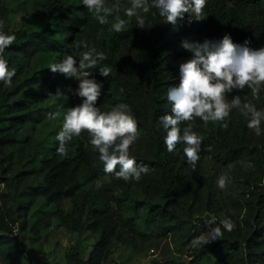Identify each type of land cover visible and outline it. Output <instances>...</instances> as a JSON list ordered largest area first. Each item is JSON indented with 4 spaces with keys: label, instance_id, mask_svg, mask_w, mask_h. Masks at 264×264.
<instances>
[{
    "label": "trees",
    "instance_id": "1",
    "mask_svg": "<svg viewBox=\"0 0 264 264\" xmlns=\"http://www.w3.org/2000/svg\"><path fill=\"white\" fill-rule=\"evenodd\" d=\"M120 6V15L127 19L123 9L131 6L130 0H120ZM114 15L102 25L82 0H0L3 31L16 36L3 54L16 75L11 87L0 83V264H18L24 254L21 236H30L32 242L47 240L54 229L75 232L78 238L62 260L29 248V264H104L115 245L136 247L141 238L153 239L164 251H191L188 264H264V122L259 136L236 109L224 122L205 126L197 118L190 125L182 123L181 134L190 126L202 140L194 170L183 144L168 152L160 123L161 116L171 114L167 92L180 82L179 66L192 58L181 41H219L227 34L235 43L247 40L253 49L264 47V0H208L202 20L193 16L190 22L185 14L175 26L152 8L144 15V28H138L133 17L120 33L110 30ZM18 16L22 18L17 26ZM80 40L105 53L107 59L98 67L111 68L109 77L101 76L99 68L88 70L90 78L103 85L97 107L105 112L127 104L137 122L138 138L130 154L138 166L149 168L138 182L106 174L86 132L68 142L67 156L58 155L56 136L43 128L31 132L46 102L51 101L45 109L60 113L62 124L73 107L77 80L48 67L66 54L84 51L75 46ZM58 92L63 95L57 97ZM236 95L264 110V86L259 99L247 88L234 90L227 99ZM209 161L248 164L242 171L248 191L238 214L218 201L216 175L207 171ZM97 182L102 187L97 188ZM212 216L217 223L231 219L234 229H222L221 240L193 249L192 240L215 227L206 223ZM91 238L85 253L84 243Z\"/></svg>",
    "mask_w": 264,
    "mask_h": 264
},
{
    "label": "clouds",
    "instance_id": "2",
    "mask_svg": "<svg viewBox=\"0 0 264 264\" xmlns=\"http://www.w3.org/2000/svg\"><path fill=\"white\" fill-rule=\"evenodd\" d=\"M207 2L208 0H130L131 6L123 9L124 17H127L125 19L120 15V0L112 4L106 3V0H82L88 12L102 25L107 24L108 18L115 13L110 30L116 33L123 31L133 17L137 27L144 28V15L152 8L158 10L165 23L174 26L184 19L185 14L189 15L190 22L193 16L195 20H202ZM4 25L5 21L0 19V83L11 87L16 72L15 69L9 70L3 54L14 44L16 36L6 34L3 31ZM249 44L250 41L247 40L243 44L235 43L227 34L219 41L205 40L201 43L185 40L182 43V47L192 53V58L179 66L180 82L167 92L168 101L172 105L171 114L161 116L160 123L167 133L164 143L168 152H174L178 144H183L184 156L193 170L200 159L202 140L190 126L185 127L181 134L182 123L190 125L197 118L205 126L210 122H224L230 117L232 110L236 109L247 119V127L257 136L261 135L264 110H258L252 103L242 102L239 95L230 101L226 98L234 90L243 91L247 88L253 98L259 99L260 89L264 86V47L253 49ZM75 46L85 50L78 56L66 54L62 61L48 67L53 73L78 80L79 87L75 94L83 100L75 107L68 108L63 115L62 129L56 136L59 141L57 153L67 156L68 142L86 132L88 142L99 153L106 174H114L118 180L138 182L142 174L149 172V168L146 165L138 166L130 154V148L138 138L137 122L127 104L116 105L105 112L97 107L103 85L90 78L92 73L88 71L99 68L101 76L109 77L110 67H98L107 57L104 52L89 47L86 40L75 42ZM62 95L63 93L58 92L56 96ZM59 115L60 113H49L48 119H56ZM222 126L228 128L227 123H222ZM226 185L227 177L219 176L217 186L224 189ZM96 186L102 187L99 182ZM206 223L215 227L195 237L192 240L194 246H205L221 240L222 229L228 232L234 229V223L229 218H223L217 223V218L212 216Z\"/></svg>",
    "mask_w": 264,
    "mask_h": 264
},
{
    "label": "rangeland",
    "instance_id": "3",
    "mask_svg": "<svg viewBox=\"0 0 264 264\" xmlns=\"http://www.w3.org/2000/svg\"><path fill=\"white\" fill-rule=\"evenodd\" d=\"M22 17H16L17 26L20 24V20ZM189 41L190 39H185ZM184 40V41H185ZM184 41H181L182 44ZM79 87V81L77 80V89ZM250 90V89H249ZM227 98V97H226ZM72 106L83 102L82 98L74 93L72 96ZM51 101L43 104L42 109V119L40 122H37L36 126L31 130V132L39 133V131L43 128L45 132H47L51 136H57V134L62 129V121L59 116L56 119L50 120L48 119L49 113H54L53 111H47L45 108H49ZM43 123V126L42 124ZM207 171L209 173L215 174L218 180V177L221 175H225L227 177V185L224 189H220L217 186V194L218 201L225 209H229L234 214H238L240 207L239 203L243 201L245 194H247L248 187L245 183V177L243 175V170H247L248 164L242 162L240 164H244L243 167H239L236 163H230L228 165H218L213 164L212 162H207ZM1 189H4L3 186ZM70 202L67 201L66 209H70ZM187 205H183L186 207ZM187 208V207H186ZM185 208V209H186ZM142 229H145L143 226ZM151 228H147L149 232ZM207 229L205 233L209 232ZM85 234L81 237L84 238ZM48 239H42L35 242L31 241L30 236L27 238H20V250L23 251V255L19 258L18 264H29L28 259L25 257L26 251L35 247L41 251V253L48 257L51 260H62L65 252L69 249L72 243H74L78 236L75 232L62 230V229H54L51 230L48 235ZM93 239H89L84 243V252L87 253L90 243ZM173 248V243L171 244ZM205 246L193 245V249H203ZM193 259L191 256V251L186 250L182 254H178L175 251L169 252L168 250L163 249V246L160 245L157 247L154 244V240L141 238L136 247H125L121 244H117L114 247L112 254L104 261V264H171L169 260H174V264H188V262Z\"/></svg>",
    "mask_w": 264,
    "mask_h": 264
}]
</instances>
